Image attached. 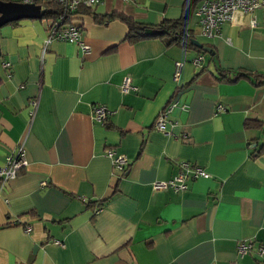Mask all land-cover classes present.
Masks as SVG:
<instances>
[{"label":"crops","instance_id":"obj_1","mask_svg":"<svg viewBox=\"0 0 264 264\" xmlns=\"http://www.w3.org/2000/svg\"><path fill=\"white\" fill-rule=\"evenodd\" d=\"M184 2L80 8L88 53L64 40L45 46L56 14L0 27V166L24 152L16 174L0 178V264H264V84L226 78L264 75V5L209 38L193 11L187 27L207 50L126 39L122 16L154 25L183 18ZM124 76L135 90L121 92ZM98 105L109 110L103 122ZM109 149L125 155L124 171ZM182 162L208 176L153 188ZM242 242L252 246L243 257Z\"/></svg>","mask_w":264,"mask_h":264},{"label":"built area","instance_id":"obj_2","mask_svg":"<svg viewBox=\"0 0 264 264\" xmlns=\"http://www.w3.org/2000/svg\"><path fill=\"white\" fill-rule=\"evenodd\" d=\"M101 0H56L59 6V12L54 19L48 24V36L45 41L47 46L51 40H64L77 43L83 53L89 52V45L82 39V26L75 21V17L80 8L92 7L97 5ZM127 1V0H125ZM264 5V0H201L194 8V13L199 17L198 24L201 35L209 38L219 31L223 23L241 19L244 15H253L254 11ZM251 24H256V19L252 16ZM202 56L193 59L195 64H198ZM181 63H175L174 78L179 74ZM136 88L132 85L131 79L124 76L120 84V90L127 93ZM35 105V102L33 103ZM172 104L166 105L160 111L154 122L155 128L160 131H165L166 117L171 109ZM220 107V106H219ZM94 109V119L97 122L106 120L109 110L104 105H98ZM221 109V107H220ZM107 155L111 158L112 165L116 171H124L128 165V160L123 154L115 153L109 149ZM24 163V152L20 145L16 151L8 155L4 164L0 166V178L3 182L10 177H13L17 169ZM192 177H207L208 173L202 167H190L188 163L182 162L180 172L173 178L166 181H156L153 183V188L156 190H166L172 188L176 191L184 190L187 187V180ZM252 246L249 242H242L238 245V254L244 256L248 254ZM258 253H264V248L259 247Z\"/></svg>","mask_w":264,"mask_h":264},{"label":"trees","instance_id":"obj_3","mask_svg":"<svg viewBox=\"0 0 264 264\" xmlns=\"http://www.w3.org/2000/svg\"><path fill=\"white\" fill-rule=\"evenodd\" d=\"M2 1H22V0H2ZM198 0H185L184 2V9L187 11L186 18L180 19H163L158 24L150 25L145 23H139L136 21L131 20L128 17L122 16V18L126 21L128 25V32L126 35V39L132 42L148 39L153 37H160L163 38L167 45L169 44H176L180 45L184 49H197L202 50V48L196 47L192 43V39L194 38L193 32L187 27L188 21L194 11L196 6V2ZM35 4L43 3L41 0H32ZM44 8H42V17L48 18L51 15H55L59 12V6L55 1H47L44 3ZM17 21H13L10 23H16ZM8 23V24H10ZM153 30H158V33H153ZM226 77V76H224ZM227 81L234 82L241 78H247L250 80H254L253 83L255 85H263L264 84V75L252 72H236L232 74L230 77H226ZM255 123H250L251 125H258L256 121ZM246 125L249 124L248 121L245 122Z\"/></svg>","mask_w":264,"mask_h":264},{"label":"water","instance_id":"obj_4","mask_svg":"<svg viewBox=\"0 0 264 264\" xmlns=\"http://www.w3.org/2000/svg\"><path fill=\"white\" fill-rule=\"evenodd\" d=\"M187 11L184 13V18H186ZM42 17L41 5L35 4L29 1H2L0 0V27L23 18H34L40 19ZM153 33H158V30H153ZM192 43L204 50L208 48L203 46V44L197 39L193 38Z\"/></svg>","mask_w":264,"mask_h":264},{"label":"rangeland","instance_id":"obj_5","mask_svg":"<svg viewBox=\"0 0 264 264\" xmlns=\"http://www.w3.org/2000/svg\"><path fill=\"white\" fill-rule=\"evenodd\" d=\"M198 4H199V2H198ZM193 16H194V18H196V20H199V17L195 13L193 14Z\"/></svg>","mask_w":264,"mask_h":264}]
</instances>
